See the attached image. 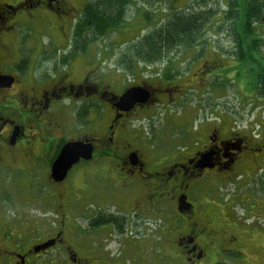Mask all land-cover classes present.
Returning <instances> with one entry per match:
<instances>
[{
	"label": "flooded vegetation",
	"instance_id": "1",
	"mask_svg": "<svg viewBox=\"0 0 264 264\" xmlns=\"http://www.w3.org/2000/svg\"><path fill=\"white\" fill-rule=\"evenodd\" d=\"M79 1L85 8L89 0ZM70 2L19 0L9 5L0 0V27L5 28L0 35L12 34L11 20L21 12L63 16L72 14ZM8 48L0 36V52ZM45 60L11 75L0 72L15 80L0 89V153L30 164L32 170L26 169L35 179L45 173L40 168L45 164L54 188L52 204L41 217L0 219V264H264L260 199L233 189L225 200L208 195L213 200L204 196L200 203L198 195L191 198L193 188L207 191L217 181L218 189L241 187L246 182L241 169L255 166L263 148L244 136L226 135L220 127L204 126L199 147L183 155L172 148L176 157L164 165L155 156L161 150L133 144L134 139L142 143L133 124L143 121L133 117L153 111L165 96L174 101L176 87L140 82L136 87L147 89L148 102L126 112L117 104L127 89L116 92L104 84L99 65L84 61L90 67L81 78L76 65L59 72V64ZM217 64L199 60L196 72L212 77ZM16 128L20 134L13 146ZM73 142L92 145V157L80 159L64 181L55 182L53 164L64 145ZM175 214L180 222L172 220Z\"/></svg>",
	"mask_w": 264,
	"mask_h": 264
},
{
	"label": "rangeland",
	"instance_id": "2",
	"mask_svg": "<svg viewBox=\"0 0 264 264\" xmlns=\"http://www.w3.org/2000/svg\"><path fill=\"white\" fill-rule=\"evenodd\" d=\"M3 1L11 5L19 0ZM155 1L152 7H143L141 2L133 5L125 21L89 45L85 53L79 54L73 51V34L74 26L84 9L81 1L71 0L69 7L72 14L63 16H57L51 11L32 10V15L27 16L26 11L21 12L11 20L12 34L0 35L5 43H9L8 50L0 52V72L11 75L14 71L50 58L53 59L50 61L59 64V72H63L69 64L76 65V74L82 78L83 71L90 67V64L84 62L88 61L99 65L100 80L108 86L110 84L116 92L123 88L126 90L130 85L136 86L140 82L161 89L176 87L178 92L173 97L174 101L165 96L153 111L143 110L133 117L143 120L141 124H133V132L141 138L142 143L134 139L133 144L140 147L146 143L152 152L161 150L155 156L167 165L176 157L171 152L172 148L173 152L178 151L183 155L199 147L204 139V126H209L210 130L220 127L226 135L232 132L234 135L249 138L258 148H263V151L255 166L246 164L241 169L246 175V182L239 188L226 186L221 187L222 189H218L220 182H213V188L210 187L207 191L203 190L204 187L193 188L191 198L198 195L200 203L205 201L204 196L213 200L208 195L225 200L234 193L233 190H238L260 199L258 204L264 208V99H257L248 91L246 86L249 78L245 73L248 68L245 70L242 65L238 69V62L232 58L235 47L229 24H216L219 20L216 19L208 26L205 38L209 46L200 59H196L198 53L195 51L176 50L162 64L146 65L138 58L132 59L130 51L136 38L149 34L159 25L162 19L160 16L164 15L160 11L165 5ZM223 1L222 9L227 10V1ZM145 11L150 12L153 22L147 24L143 13ZM257 28L264 46V23L257 25ZM4 29L3 26L0 27V31H5ZM236 32L244 39L249 36L260 39L244 29H237ZM254 44L258 45L259 41L255 40ZM199 60L219 61L217 71H214L212 77L198 75L196 70ZM128 63L135 69L127 68ZM238 74L241 75L240 79ZM130 122L131 120L128 122L129 127ZM0 154L3 158V162L0 161V219L19 221L23 218L34 220L41 217L42 210L52 204L50 195L54 192L45 176L47 166L43 163L40 165L41 169L45 168V173L35 179L32 172L26 169L32 170V166L24 162L22 165L23 159L15 160V155L6 151ZM11 157L14 158L13 162ZM258 168L263 169L256 171ZM258 171L259 174L254 176ZM42 172L38 171L41 174ZM208 184H211L210 181ZM74 196L77 197V194ZM172 220L181 221L176 214Z\"/></svg>",
	"mask_w": 264,
	"mask_h": 264
},
{
	"label": "trees",
	"instance_id": "3",
	"mask_svg": "<svg viewBox=\"0 0 264 264\" xmlns=\"http://www.w3.org/2000/svg\"><path fill=\"white\" fill-rule=\"evenodd\" d=\"M182 1L158 0L165 5L160 11L164 15L160 16L162 19L155 30L134 40L130 51L132 59L138 58L146 65L162 64L176 50L195 51L198 53L196 59H200L209 46L206 29L219 19L216 24H229L232 32L235 47L232 58L238 62L237 68L242 65L245 70L248 68L245 72L249 78L248 91L257 99H264V46L257 28L264 23V0H226L227 10L222 9L223 0ZM140 2L143 7H152L156 3L155 0H89L74 26L73 51L85 53L89 45L125 21L130 8ZM143 13L147 24L153 22L150 12ZM237 29L250 31L252 36L257 35L260 39L241 38L235 33ZM254 39L259 41L258 45L254 44ZM130 63L129 69L133 68ZM238 75L240 79L241 75Z\"/></svg>",
	"mask_w": 264,
	"mask_h": 264
},
{
	"label": "water",
	"instance_id": "4",
	"mask_svg": "<svg viewBox=\"0 0 264 264\" xmlns=\"http://www.w3.org/2000/svg\"><path fill=\"white\" fill-rule=\"evenodd\" d=\"M14 78L11 76H0V89L11 87L14 83ZM149 99L145 93H141L136 89H131L122 95L118 100V107L123 111H130L137 104H145ZM20 129L16 128L13 136L11 145L16 144V139L19 137ZM93 147L87 142H73L67 143L61 149L60 154L55 160L52 167L51 178L55 182H62L67 177L68 172L71 168L77 164L80 159L88 160L92 157ZM209 160V158H208ZM203 167L208 165L207 159H203ZM46 247V246H45Z\"/></svg>",
	"mask_w": 264,
	"mask_h": 264
},
{
	"label": "bare ground",
	"instance_id": "5",
	"mask_svg": "<svg viewBox=\"0 0 264 264\" xmlns=\"http://www.w3.org/2000/svg\"><path fill=\"white\" fill-rule=\"evenodd\" d=\"M131 89H136V90H138V91H140L141 93H145L147 96H149V93H148V91H147V89H145V88H143V87H136V86H133V87H130L129 89H127L126 91H125V93L127 92V91H129V90H131ZM125 93H123V95L125 94ZM121 97V96H120ZM119 97V98H120ZM119 98H118V100H119ZM148 102V101H147ZM146 102V103H147ZM145 103V104H146ZM145 104H142V105H145ZM137 105H140V104H137ZM136 106V105H135ZM134 109V108H133ZM132 110V109H131ZM130 110V111H131ZM126 112H128V111H126Z\"/></svg>",
	"mask_w": 264,
	"mask_h": 264
}]
</instances>
